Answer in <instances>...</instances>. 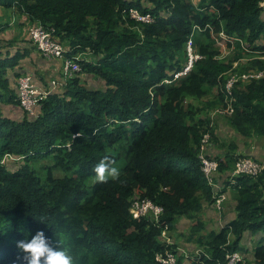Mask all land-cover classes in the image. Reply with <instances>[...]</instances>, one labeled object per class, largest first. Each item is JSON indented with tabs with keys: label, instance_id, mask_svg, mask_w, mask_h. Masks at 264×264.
<instances>
[{
	"label": "trees",
	"instance_id": "trees-1",
	"mask_svg": "<svg viewBox=\"0 0 264 264\" xmlns=\"http://www.w3.org/2000/svg\"><path fill=\"white\" fill-rule=\"evenodd\" d=\"M150 1L151 7L141 0H0L4 9L53 28L64 43L71 38L70 56L81 45L97 54V63L85 67L105 83L89 89L60 73L57 89L30 116L9 78L18 57L0 59V264H19L16 242L38 230L67 249L74 264H159L161 230L174 231L182 216L194 220L188 243L204 251L191 257L193 264H226L229 252L245 246L246 233L254 238L249 262L264 264V171L228 182L236 218L202 234L204 203L224 193L209 184L200 158L211 132L201 115L219 102L185 105L186 98L200 99L218 87L228 71L221 50L212 48L221 39L216 36L224 33L226 46L245 44L264 56V0ZM131 10L152 14L154 22L132 18ZM122 21L139 32L120 29ZM194 27L209 44L196 42L202 59L175 80L184 68L177 56ZM226 83L217 111L225 114L230 106L234 131L264 137V79L239 81L231 95ZM7 156L21 163L11 167L3 162ZM105 156L121 174L98 182L93 169ZM238 160L230 152L219 159V170L235 173ZM135 194L164 209L162 227L133 217Z\"/></svg>",
	"mask_w": 264,
	"mask_h": 264
},
{
	"label": "rangeland",
	"instance_id": "rangeland-1",
	"mask_svg": "<svg viewBox=\"0 0 264 264\" xmlns=\"http://www.w3.org/2000/svg\"><path fill=\"white\" fill-rule=\"evenodd\" d=\"M133 1V0H132ZM142 3H144L146 6H153L154 3L150 0H141ZM12 17H16L15 19H12ZM12 22V23H11ZM9 23V27H8ZM39 23V21H33L30 16L25 15L23 13H19L17 10H7L0 6V27L3 26L4 29L0 28V59L3 58V56L11 55L14 57L15 53L17 51H21V48L23 49V46L30 43L32 46V42L29 41V35H28V28L31 26V24ZM119 28L124 29H132L134 32L138 33L139 29L135 26H132L128 22H120ZM95 30H91V33L89 32V35L94 37L95 36ZM225 37L228 39V37L225 35ZM193 43L194 41L198 44L201 42L203 44H209L208 39L199 31H195L193 36ZM224 38V37H223ZM67 48H71V38H67L65 40ZM244 46V47H243ZM239 46L236 44H233L232 47L226 46V42L222 41L221 39H217L215 44H213L212 48L215 49L217 52L220 51L219 59L222 60L221 62L228 67V71L225 72L223 77L221 78L222 82L221 84L216 87L213 90H209L206 95H204L200 99H193V98H186L185 105H193L195 108L199 107H205V104L208 105L210 103H216L218 106L216 108H212V106H208V110L204 112L201 116L204 118H208L210 120V134L205 135V148L201 152V154H205L206 151H210L211 149H215V154L218 153H224V155L230 154V152L234 156H238L239 158H252L256 162L260 163L261 165H264V137H252L250 139L244 138L242 135H240L238 132L234 131L228 122V115H224L219 113L217 110H221L223 108V104L220 99V95L222 89L224 88V84L227 81V79H231L233 77L240 78V82H244L245 84H249L252 81H246L242 78L245 77V75H248L252 72L260 74L264 76V70L262 69V66H264V56H262L261 52L259 50H251L250 48H247L245 44L242 45L241 49L238 48ZM72 49V48H71ZM77 52L74 53L72 58H74L75 62L81 67V71L79 74L76 75L73 74L72 78H78L80 79V82L86 86L89 89H97L101 90L105 88V83L102 79L95 75L89 74V72L86 70L85 65H92L97 63L98 56L94 52L90 51L89 48L84 47L82 48V45L79 46L78 49H76ZM75 50V51H76ZM182 65H185L187 63L186 55L183 53V51L177 56ZM80 63V64H79ZM262 65V66H260ZM13 111H11L12 114ZM221 129L224 133V136L229 138V143H231L228 147V149L224 148V145L221 144L220 141H217L219 137L217 136L218 130ZM22 159V158H21ZM225 159V157H224ZM219 162V158L212 159ZM3 162H9L11 167H14L18 163H21V160L19 158H13V157H5ZM50 162V161H49ZM51 163V162H50ZM37 168L43 167L42 165H35ZM121 172L119 171V175ZM214 184V182H213ZM232 196V195H231ZM233 201L231 203L232 205H237V199L236 194L235 198L234 195L232 196ZM235 199V200H234ZM213 205V204H211ZM214 212L217 214H224L225 212H228L230 208L226 206L225 203H223L221 206L217 207L215 205L212 206ZM205 233L207 231L204 230ZM188 234H179L177 230L173 231L172 234H169V237L171 239V244L176 245L174 247L176 250L178 248L184 250L185 253L188 255L194 254V249L191 251L190 247L188 245ZM167 241V240H166ZM251 242L250 238L247 236L244 239V244H241L242 252L243 254H247L245 252L247 249V245ZM191 251V252H190ZM251 254V253H250ZM247 256V255H246ZM250 256V255H249ZM182 257V255H181ZM251 259V258H250ZM248 260V262L250 261ZM184 260H186V257H184ZM187 262V261H186ZM185 262V263H186ZM251 264V262H249Z\"/></svg>",
	"mask_w": 264,
	"mask_h": 264
},
{
	"label": "built area",
	"instance_id": "built-area-1",
	"mask_svg": "<svg viewBox=\"0 0 264 264\" xmlns=\"http://www.w3.org/2000/svg\"><path fill=\"white\" fill-rule=\"evenodd\" d=\"M264 7V2L262 3ZM131 17L142 21L144 23L152 22L153 18L151 14H141L136 10H131ZM29 39L32 42L35 49L41 53V55L48 60H59L61 62L62 75L65 79L72 78L73 74L81 70L80 66L75 62L74 58L69 56L71 49L67 48L66 44L58 37L53 28L44 26L42 23H34L28 28ZM192 42H190L189 50L190 56ZM246 81L261 80L264 76L257 73H250L242 78ZM240 81V78L233 77L229 79L226 85V90L231 95L234 84ZM19 101L24 110L31 115L35 114L36 108L39 107L41 102L46 100L48 96L57 89L59 86L56 80L50 82L48 87H40L37 85L31 76H23L17 82ZM226 113L231 115L233 109L229 106L226 109ZM205 138L203 140V147L205 148ZM202 150V151H203ZM201 160L203 163V170L210 178L214 172L219 168L218 162L209 160L205 154H201ZM264 171V165L256 162L252 158H239L236 163L235 174L237 175H250L257 177L261 172ZM211 180V179H210ZM225 196H220L217 199L218 207L224 201ZM131 213L137 219L142 217L149 218L154 221H158L159 217L164 213V209L161 206L154 204L149 199H142L139 196L132 198ZM227 264H246L243 256L240 253H233L227 256ZM157 261L160 264H177L178 258L174 253L166 252L157 255Z\"/></svg>",
	"mask_w": 264,
	"mask_h": 264
},
{
	"label": "clouds",
	"instance_id": "clouds-1",
	"mask_svg": "<svg viewBox=\"0 0 264 264\" xmlns=\"http://www.w3.org/2000/svg\"><path fill=\"white\" fill-rule=\"evenodd\" d=\"M262 5V4H261ZM264 8V7H263ZM150 14V13H148ZM153 20L152 22H154V16L151 14ZM151 23V22H149ZM199 30L197 27H194L193 28V33L189 39V41L185 44V47L183 49V53L186 55V58H187V63L184 65V68L182 71L178 72L175 74V80H179L180 78L182 77H185V76H188L196 67V64L199 60L202 59V56L200 55V53L198 52V49H197V45H196V42L194 41L193 43V34L195 31ZM201 33L202 31L199 30ZM216 36V35H215ZM216 37H221V40L222 41H229V39H227L225 37V34L222 33L220 34L219 36H216ZM224 37V38H223ZM190 42H192V47H191V52H192V58L190 56V50H189V45H190ZM66 44V43H65ZM67 45V44H66ZM35 48V47H34ZM41 54V53H40ZM70 56V55H69ZM59 61V60H58ZM81 68V67H80ZM82 70V69H81ZM80 70V71H81ZM79 71V72H80ZM77 72V73H79ZM60 73L62 74V69H61V62H60ZM76 73V75H77ZM254 73V72H252ZM263 80V79H261ZM261 80H256L257 82L261 81ZM57 81V80H56ZM229 81V79L227 80V82ZM254 81V80H253ZM252 81V82H253ZM251 82V83H252ZM165 84H171L172 82L170 80H165L164 81ZM227 85V83H226ZM49 86V84H48ZM47 86V87H48ZM226 87V86H225ZM17 88H18V85H17ZM19 96V94H18ZM40 106V105H39ZM23 109V107H22ZM38 109V107L36 108V110ZM24 110V109H23ZM26 111V110H24ZM27 112V111H26ZM36 112V111H35ZM28 113V112H27ZM30 116H33L31 115L30 113H28ZM226 111H225V114L226 115ZM205 138V136H204ZM204 140V139H203ZM205 155L206 157L211 160V161H215V160H212L210 157H209V151H206L205 152ZM200 158H201V154H200ZM215 162H218V161H215ZM219 164V162H218ZM93 171L95 172L96 174V180L98 182H105L107 181L109 178L111 179H116L118 178L119 176V169L116 168V167H113L112 166V161L110 160L109 157L105 156L103 159H101L95 166H94V169ZM219 172V168L216 172H214L212 174V176L210 178L207 177L208 181H209V184L213 187V189L215 191H219L217 190L214 185L215 183L213 184L214 182V179H215V174L217 173L218 174ZM235 174V173H234ZM237 175V174H235ZM238 176V175H237ZM211 179V180H210ZM134 196H139L138 194H135ZM133 196V197H134ZM220 196H225L224 193H220L219 195H217L215 197V201L211 204L215 205L218 207L217 205V199L220 197ZM132 197V198H133ZM140 197V196H139ZM132 198H131V201H132ZM143 199V198H142ZM225 199H226V196H225ZM224 199V201H225ZM150 200V199H149ZM224 201L222 202V204L224 203ZM155 204V203H154ZM221 204V205H222ZM131 205H132V202H131ZM220 205V206H221ZM159 206V205H158ZM131 209V207H130ZM130 213H131V210H130ZM132 214V213H131ZM164 214V213H163ZM163 214L159 217V220L158 221H154V220H151L149 218H147L148 220H150L152 223H154L155 225H158L159 227H162V222H161V218L163 216ZM133 215V214H132ZM134 217V216H133ZM183 217V216H182ZM188 217V216H186ZM135 218V217H134ZM142 218H146V217H142ZM140 218V219H142ZM181 218V217H180ZM190 218V217H188ZM137 219V218H135ZM179 219V218H178ZM139 220V219H138ZM40 221L44 222L43 218L40 219ZM194 221V220H193ZM193 225V223H192ZM223 229V228H222ZM176 230V228H175ZM174 230V231H175ZM190 231V230H189ZM204 231V230H203ZM173 231L169 230V227L168 226H163V229L161 230V234L159 236V241L165 246L164 250L162 251H159L157 254H156V261H157V255L160 254V253H166V252H171V253H174L177 258H178V262L177 264H193L192 261H191V257L193 256H198L200 253H204V251L202 249H200L199 247L196 246V244L193 243V247L191 249V251L194 249V254H191V255H188L187 253L184 252V250L178 248V250H176L174 247H176V245L174 244H171V239L169 237V234H172ZM189 233V232H188ZM203 234V232H202ZM188 237H189V234H188ZM167 240V241H166ZM16 247H17V252H18V261H19V264H74V258L72 255L69 254L68 250L65 249V248H62L59 246L58 242L55 241L53 242L49 237L46 236L45 232L43 230H38L35 232V234L33 235H25L23 239H20L16 242ZM190 251V252H191ZM248 251V252H247ZM247 256L245 254H243L242 250H236L234 252H229L227 254V256L229 254H233V253H240L242 256H243V259L245 260V263L246 264H250L248 262V260L252 257H253V251L251 252L250 250L247 249ZM251 253V254H250ZM182 255V257H181ZM250 255V256H249ZM227 256H226V264L228 262V259H227ZM184 257H186V260H184ZM250 259V260H251ZM187 261V262H186ZM158 262V261H157ZM186 262V263H185ZM159 263V262H158ZM160 264V263H159Z\"/></svg>",
	"mask_w": 264,
	"mask_h": 264
},
{
	"label": "crops",
	"instance_id": "crops-1",
	"mask_svg": "<svg viewBox=\"0 0 264 264\" xmlns=\"http://www.w3.org/2000/svg\"><path fill=\"white\" fill-rule=\"evenodd\" d=\"M15 18L16 17H12V19ZM17 57L19 59L18 64L16 65V67H14L12 72L10 71L11 73L9 75L11 86L13 89H15L17 93V82L23 76H31L33 81L40 87H47L51 81L60 79V61L48 60L44 58L30 43L24 45L23 49L21 48V51H17L14 57L11 54L5 57L3 56V58L1 59L8 58L9 60H11ZM217 132V136L219 137L217 141H220L221 144L224 145V148L228 149L229 145L231 144L228 142V136L226 138L221 129H219ZM214 152L215 149H211L209 151V156L211 159H224V153H218L216 155ZM235 176L237 175H235L234 172H230L229 170H219L218 174H215L214 187L217 190H224V194L226 196L224 203L228 208H230V210L228 212H225L224 214H217L213 211V209H211L213 205L205 202L204 210L199 214V217L202 219V222L205 225L204 230L207 231V233L203 231V235H207L210 232L220 231L223 227L228 225L236 218V206H231L232 202H230L233 201V195L235 198V191L228 184L229 181H233V178H235ZM193 222L194 221L192 218L183 216L176 221L175 228L179 234L186 235L189 232ZM246 236L251 240V242H249L246 248L252 252L254 246V238L250 233H246ZM188 245L190 247V250L195 247L192 243H188Z\"/></svg>",
	"mask_w": 264,
	"mask_h": 264
}]
</instances>
